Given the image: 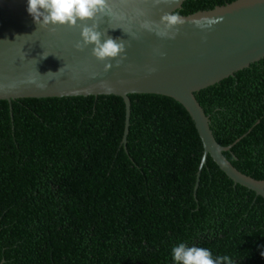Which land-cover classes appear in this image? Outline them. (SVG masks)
<instances>
[{
    "label": "trees",
    "instance_id": "obj_1",
    "mask_svg": "<svg viewBox=\"0 0 264 264\" xmlns=\"http://www.w3.org/2000/svg\"><path fill=\"white\" fill-rule=\"evenodd\" d=\"M234 0H184L178 15ZM224 158L264 180V57L193 93ZM0 101L2 264H174L179 243L264 264V204L206 156L158 95Z\"/></svg>",
    "mask_w": 264,
    "mask_h": 264
},
{
    "label": "water",
    "instance_id": "obj_2",
    "mask_svg": "<svg viewBox=\"0 0 264 264\" xmlns=\"http://www.w3.org/2000/svg\"><path fill=\"white\" fill-rule=\"evenodd\" d=\"M183 1L109 0V16L78 20L77 27H41L26 11L27 0H0V101L10 104L16 99L118 97L123 104L120 142L124 147L128 96L169 98L193 123L204 163L208 156L229 182L264 204V180L241 174L222 155L251 126L231 144L218 145L207 116L193 96L264 57V0H234L179 15L184 23L170 29L168 37L141 28L144 20L159 24L164 14L179 10ZM93 22L102 33V42L108 37L123 40L125 52L102 61L92 55L94 45L78 50L75 44L82 41L81 26ZM107 63L113 66L105 71ZM200 169L199 162L193 191Z\"/></svg>",
    "mask_w": 264,
    "mask_h": 264
},
{
    "label": "clouds",
    "instance_id": "obj_3",
    "mask_svg": "<svg viewBox=\"0 0 264 264\" xmlns=\"http://www.w3.org/2000/svg\"><path fill=\"white\" fill-rule=\"evenodd\" d=\"M159 3V0H155ZM28 14L33 21L41 26L68 25L77 27L78 20H93L99 14L109 16L111 14L109 0H27ZM142 15V13H141ZM184 20L176 13L164 14L159 24L152 21H141L140 26L149 31H155L160 37L170 36L169 30L176 25H182ZM163 25V27H161ZM82 41H77L75 47L83 50L87 45H94L92 55L99 60L115 59L125 52L123 40L117 41L111 37L103 39L102 33L98 30V25L93 22L91 26L84 24L81 26ZM174 33L171 37H174ZM46 58V57H44ZM120 61H117L119 66ZM111 63L105 64V71L112 68ZM204 164V158H201L200 166ZM264 256V252L261 253ZM171 256L174 264H234V260L227 255L213 257L211 250L200 246H188L185 243H179L171 249Z\"/></svg>",
    "mask_w": 264,
    "mask_h": 264
}]
</instances>
